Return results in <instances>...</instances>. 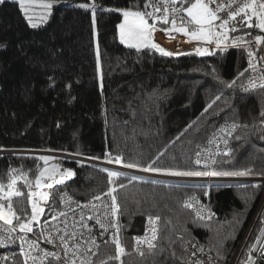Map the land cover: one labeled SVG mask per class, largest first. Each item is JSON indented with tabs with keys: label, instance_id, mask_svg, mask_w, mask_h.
Instances as JSON below:
<instances>
[{
	"label": "trees",
	"instance_id": "trees-1",
	"mask_svg": "<svg viewBox=\"0 0 264 264\" xmlns=\"http://www.w3.org/2000/svg\"><path fill=\"white\" fill-rule=\"evenodd\" d=\"M60 1L65 3L55 5L50 19L35 28L28 25L18 2L0 3V149L54 152L112 163L119 157L122 166L134 164L137 167L128 168L138 170L151 166L203 171L195 165L197 145H203L218 125L235 122L241 127L231 140L232 153L218 156L214 168H248L254 173L250 175L264 176L260 175L264 173V139L260 138L264 125L259 115L264 110V90H241L247 73L237 77L248 68L241 47L216 49L214 55L205 56L195 50L171 56L150 48L137 51L118 39L121 10L132 8L135 0H92L97 6L95 24L90 8L69 5L90 0ZM143 3L139 0L141 9ZM157 28H170V24L157 21ZM249 31L253 35L248 39L256 34L264 36L258 29H243L239 34ZM234 35L231 33L227 41ZM233 80L234 89L220 83ZM218 95L221 98L202 116ZM41 156L0 154V183L6 190L14 175L22 193L13 198L14 209H25L30 215L28 193L37 191L35 178L52 163L74 172L73 177L53 186L49 203L54 201L55 209L59 189L85 202L116 188L114 195L123 212L119 236L126 254L110 264H193L188 241L204 246L215 264H233L240 241L253 222L237 262L244 264L264 227V206L252 221L264 183H257L258 188L213 185L207 190L183 180L146 177L129 182L119 177L112 178L115 182L110 184L107 172L101 171L105 168L99 165L72 158L52 159L45 165ZM11 170H16L15 174ZM153 180L162 183H150ZM120 184L125 187L120 188ZM191 194L209 203L212 219L199 220L185 207L184 199ZM149 216L159 217L157 247L152 254L143 249L141 256L134 251L133 238L145 232ZM110 239L100 238L94 264L115 256V244L104 243ZM221 242L224 259L218 260L216 249ZM15 259V264H23L19 252Z\"/></svg>",
	"mask_w": 264,
	"mask_h": 264
},
{
	"label": "snow or ice",
	"instance_id": "snow-or-ice-1",
	"mask_svg": "<svg viewBox=\"0 0 264 264\" xmlns=\"http://www.w3.org/2000/svg\"><path fill=\"white\" fill-rule=\"evenodd\" d=\"M4 0H0L3 3ZM21 6V10L25 13V19L28 20L31 27H37L36 23L32 22V17L28 15V7H30L35 0H16ZM58 0H47V2L40 3V7L46 10V14L42 19H47V14H50L53 5L57 3ZM27 5V6H26ZM79 7L88 10L91 8L93 12V22L95 24V12L97 11V6L95 3L90 5L82 4ZM135 9V10H132ZM151 9V11H148ZM112 11V10H109ZM120 11V10H117ZM221 13H226L225 16ZM122 15L124 17V22L119 25L120 29V42L125 44L130 49H136L140 51L142 48L155 49L165 56L174 55V53L165 50L162 46L153 42V33L157 30V21L164 25L170 24V28L161 29L169 37H172V33H181L189 38V41H203L209 45L215 44L218 49L221 46L227 47L224 43L229 39L230 32H238L243 29H258L259 32L264 33V0H226L222 3L221 0H145L143 9L140 8L139 0H135L132 8L129 10H122ZM149 19L152 23H149ZM247 36H252V32L245 33ZM255 44L258 46V50L261 46H264V36L259 34L254 35ZM232 43L238 47L243 46L247 51L248 55V68L244 69L243 72L239 74L237 79H240L245 75V73L251 72L259 73L258 76H249L246 85H241V90L244 92L254 91L256 89L264 90V68L258 67V61H264V56H257L251 48V40H245L244 36H238L232 38ZM195 52L199 56L214 55L209 49L203 47H197ZM182 54V53H181ZM99 55V54H98ZM227 89H234L236 86V80L231 82L220 81ZM221 97L218 95L212 100L211 103L207 105L204 112L201 113L203 116L212 109L213 105ZM218 115L219 113H213ZM260 123L264 125V110L260 112ZM192 125H189L190 128ZM241 127V125L233 122L232 124H226L220 126L212 135L208 138V145L211 146L217 140L225 145L224 150H221L219 143L215 144V149L210 147H201L197 145L200 149L195 153L196 160L195 163L208 165L209 161L212 164H216L217 161L215 156L223 155L229 156L232 149L228 148V140L224 136H218V132H226L227 135L231 136L233 132ZM247 127V125H243ZM187 129H185L186 131ZM183 135V133H181ZM178 136L176 139H179ZM264 139V132L260 137ZM235 139L239 140L240 137L237 136ZM208 153L204 159H201L202 154ZM163 155V152L160 153ZM40 160L48 164L49 160L55 159L53 157L41 156ZM111 162V160H109ZM121 159L116 158V163H120ZM77 163H80L77 161ZM227 163V161H224ZM126 167H137L134 164L125 165ZM143 171H165L167 174L176 176H248L254 174L252 169L234 170V171H216V170H204V171H177V170H162L158 168H152L151 166L145 167ZM15 174L16 170H11ZM101 171H106L109 177V183L113 184L115 181L112 178L125 177L132 181L141 180V177L131 176L126 177L125 173L119 171H109L107 169H101ZM264 175V173H260ZM74 176V172L71 169H60L59 164H52L51 167H44L40 170L39 175L35 178V186L37 189L43 187L53 188V183L59 184L65 180ZM59 177V179H56ZM42 179L53 181V183H44L42 185ZM26 185L30 187V181H25ZM145 183H149L145 181ZM150 183L160 184L161 181L153 180ZM17 179L14 177L10 178V182L6 185L0 183V247L15 244L17 240L19 241V255L23 257V264H94L91 256H95L97 252L93 251V248H100V244L97 242V237L93 233V228L85 220L84 209L90 208L91 214H87V220H95V223L99 225L100 238H103L110 230L111 239L105 240L104 243L115 244L116 254L115 256H109L105 260L101 261L100 264H110L112 261H121V258L126 254L125 247L122 245L120 240V230L121 225L119 224V216L123 215L121 210V205L118 202V198L114 193L116 188L110 187L108 192L105 193L111 200V203H107L101 199L100 195H96L92 200L100 201V204H93L92 200L88 201L86 204L81 205L77 201H73L67 193L61 196V202H67L69 207L67 211H57L55 210L52 201L49 203V194L45 192H35L29 191L28 199L31 206L30 215L25 209H21L17 212L14 209L13 198L21 197V191L16 187ZM239 188H258L260 185L251 184H238ZM120 188L125 187V185L120 184ZM36 196L38 199H33ZM193 199V198H189ZM41 201L49 204L46 211L45 207L41 206ZM75 203L78 208L81 209L79 220H73L71 226L68 223L70 219L68 217V212L71 211L75 215V209L70 205ZM102 206V210H101ZM186 207H191L190 203L185 204ZM50 214V219L40 220L41 216H47ZM211 216L212 214L209 213ZM197 216L200 219L204 217L198 212ZM63 218V219H61ZM159 217H148V222L150 229H146V233L143 237H134L135 247L134 251L139 252L141 256L144 255L142 245H147L149 254L154 253L157 247L155 243L158 239V230L156 227V222ZM15 221V223H14ZM63 224V227L58 225ZM36 226L41 229L40 236L37 239L32 240L28 238L29 233H34ZM150 231V234H149ZM86 233V234H85ZM261 233L264 234V228L261 229ZM227 239V238H226ZM43 240L45 244L52 245L55 249L54 251H49L42 248L40 241ZM192 248H196V243L193 241H188ZM87 246V247H86ZM224 247V242H221L220 248L216 249L218 260H223L224 257L220 251ZM255 248V246H253ZM164 249L161 248V252ZM187 251V248H185ZM197 251L203 253V247L197 249ZM261 252L264 253V247H262ZM91 254V256L89 255ZM16 254L13 253V257ZM173 257L175 253L172 254ZM195 255V252H193ZM12 257L4 256L0 259L7 261ZM195 264H213L212 258L209 257L208 260H197ZM246 264H255L251 257H249Z\"/></svg>",
	"mask_w": 264,
	"mask_h": 264
},
{
	"label": "built area",
	"instance_id": "built-area-1",
	"mask_svg": "<svg viewBox=\"0 0 264 264\" xmlns=\"http://www.w3.org/2000/svg\"><path fill=\"white\" fill-rule=\"evenodd\" d=\"M221 2L224 3V2H226V0H221ZM144 3H145V0H144ZM144 3H143V5H144ZM148 11H151V9H148ZM221 15L225 16V18H226V13H221ZM150 22H152L151 19H149V23ZM170 27H171V25H170ZM157 29L161 33H163L165 36H167L165 34V32L162 31L160 28H157ZM239 32L240 31H238V32H230L229 35L231 33H234L235 34L234 37L243 36V35L239 34ZM246 37H247V35H244L245 40H251L252 41L251 48H252V50L254 52L257 53V56H264V46H261L259 48V50H258V46L255 44L254 38L248 39V37L247 38ZM169 39L171 40V38H169ZM230 40L231 41L225 42V44L227 45V47H229V46H236V45H234L232 43V39H230ZM193 42L197 43L199 47H203L204 48L206 46L207 49H209L211 52L214 51V50H216V49H218L215 46V44H213V46H210L209 44H207V43H205L203 41H193ZM227 47H223V45L221 46L222 49L223 48H227ZM236 47H238V46H236ZM240 47H241V49H242V51H243V53L245 55V59H246L247 66H248V59L249 58H248V55H247V51L245 50V48L243 46H240ZM181 51L182 50H172L171 52H173V53H179ZM258 67L264 68V61H258ZM258 75H259V73H253L250 70L249 72H247V75L245 76L242 85H246L249 76H258ZM232 123L233 122H231V123L229 122L227 124L230 125ZM225 124L226 123H222V124L218 125L213 132H215L220 126L225 125ZM236 131H237V129H236ZM236 131L233 132L231 136L227 135L226 132H218L217 135L218 136H224L228 140V148H230V149L233 150V148H232V146H231L230 143H231V140L234 137ZM207 141L203 145H201V147H210V148H212L214 150L215 149V144L216 143H219V147H220L221 150H224V148H225V145L223 143H220L218 140L216 142H214V144L211 145V146L208 145ZM199 150L200 149H198V151ZM41 152L42 151L6 150V149H0V154H7V153H27V154L36 153V154H38V153H41ZM60 154H62V153H60ZM63 155L70 156V158H72V159H76L77 158V159L84 160L81 157H75V156L66 155V154H63ZM207 155H208V153L202 154L201 159H204V157L207 156ZM219 156H221V155H219ZM217 157L218 156H215V159H217ZM196 158H195V160H196ZM87 161H88V163H93V164L99 165L100 167H104V165L105 166H108V164L103 163V162H107V161H103V160H99L98 161V160H89V159H87L84 162H87ZM195 165H197V164L195 163ZM198 167L202 168L203 171L204 170H216L214 168V164H212L210 161H209V163H208L207 166H205V164L202 163V164H199ZM123 170H125V169H123ZM216 171H218V170H216ZM140 177L141 178H146V176H143V175H141ZM159 179L166 180V181H180L178 179L176 180V179H174L172 177L165 176V174H161L159 176ZM182 180L183 181H187L188 183H194L195 185L196 184H200V185L204 186L207 190H209L213 185L231 186V185H238V184H247V183L257 184V183H263L264 182V178H262V177L261 178H258V177L252 176V175L243 176V177H239V176H184V177H182ZM65 193H67V195L69 197H71V199L73 201H77L81 205L86 204L88 201L92 200V198L94 197V196L91 197L88 201L81 202L78 199H76L68 190H66V189H59L56 192V200H57L58 206L56 207L55 210H57V211H67V209L69 207V204L66 201L65 202H61V196L63 194H65ZM100 196H101V199L103 201H105V202H107L109 204L111 203V200H110V198L108 196H106V195H100ZM189 198H193V199H189ZM186 202L187 203H190L192 206L191 207H186L185 206V207L188 208V209H190L193 212V214L195 215V217L197 219L202 220V221H207V220L212 219L213 212H212V210H211V208L209 206V203H207L206 200H202V199L198 198L196 195L191 194V195L187 196L184 199V205L186 204ZM92 203L99 205L100 204V201L92 200ZM263 204H264V192H263V195H262V197H261V199H260V201H259V203H258V205H257V207L255 209V212H254L253 217H252V221L255 220L257 217H259L260 212H261V210L263 208L262 207ZM70 206L73 209H75V215H73V213L71 211L68 212V217L70 218L68 220V223L71 226L73 220H79L81 209L78 208L75 203H72ZM101 210H102V206H101ZM84 211L86 213L85 220L89 224V226H91L93 228V233L97 237V242L100 243V235L99 234L103 230L100 229L99 225H97L95 223V220H90V221L87 220V214H91L90 208H86V209H84ZM198 212L204 217L203 219H200L197 216V213ZM209 213H211L212 215L210 216ZM45 219H50V214L48 216H46V217H44V216H41L40 217V220L41 221H43ZM61 219H63V218H61ZM0 223H2V222H0ZM14 223H15V221H14ZM58 226L59 227H63V224H60ZM156 227H157V225H156ZM146 229H150V225H149V222L148 221L146 222L145 232H143L141 235H139L137 237H143L145 235V233H146ZM112 231H114V230H110L109 233L106 234L105 236L108 237V238H111V232ZM40 233H41L40 227L39 226H36L35 229H34V233H29L28 234V238L29 239H32V240H35V239H37L38 236H40ZM149 234H150V231H149ZM241 243H240V245H241ZM40 245H41L42 248H45V249H47L49 251H54L55 250L52 245L45 244L43 242V240L40 241ZM255 245H256V243H255ZM141 247L143 249H145V248H147V245H142ZM201 247H203V249H204V252L203 253L197 251V249H199ZM262 247H264V244L263 243L260 245V247H259V249H258V251H257V253L255 255V260L256 261H258V260L261 259V253H262L261 252V249H262ZM19 251H20V249H19V241L18 240H17V242L15 244H11V245H7V246L0 247V257H4V256L12 257V258H10L7 261H4V260L0 259V264H15V260L16 259H15V256L13 257V253L16 254V252H19ZM93 251L96 252L97 249L93 248ZM190 251H191V253H190L191 255L190 256H191V259H192L193 264H195V262L197 260H205L206 261V260H208L209 257L212 258V256L208 252V250L204 246H202L201 244H199V243H196V248H192L191 247V250ZM193 252H195V255H193ZM89 255L91 256V254H89ZM91 259L93 260L94 259V256H91ZM212 261H213V264H215V261H214L213 258H212ZM29 264H31V262H29Z\"/></svg>",
	"mask_w": 264,
	"mask_h": 264
},
{
	"label": "rangeland",
	"instance_id": "rangeland-1",
	"mask_svg": "<svg viewBox=\"0 0 264 264\" xmlns=\"http://www.w3.org/2000/svg\"><path fill=\"white\" fill-rule=\"evenodd\" d=\"M14 1H16V0H14ZM42 2H47V0H35V3H33L30 7H28V15L30 17H32V22L33 23H36L37 26H41V25L45 24L50 19V16H51V13H52V9H53V8L51 9L50 14H47V19L46 20L42 19V17L46 14V10L43 9V8H41L39 6L40 3H42ZM193 2H194V0H193ZM63 3H65V2L58 0V2L53 5V7L55 5H59V4H63ZM92 3H93L92 0H90V2H70L69 5L79 6V5H82V4L90 5ZM122 10H129V9H122ZM122 10H121V14H122ZM132 10H135V9H132ZM23 14L25 16V13L24 12H23ZM92 14H93V12H92ZM123 22H124V17L122 15V20L120 21L119 25L121 23H123ZM27 23L30 26L28 20H27ZM162 37L168 39V44H163V42L161 40H159L157 38L156 39L159 41L160 46H162L165 50L170 51V52L172 50H182L181 52L192 51V50H195L197 47H199L198 44L195 43V42H193V41L191 43H188V42H186L184 40H174V41L173 40H170L169 38H171V37H169V36H162ZM119 38H120V29H119ZM94 44H95V52H96L98 83H99V85L101 87V85H102V80H101V65H100V56L98 55L99 54L98 40H97V36H96V33L95 32H94ZM181 52H179V53H181ZM38 155L53 157L55 159H58V158L59 159H61V158H70V156H65L63 154L54 153V152H41V153H38ZM81 158L84 159V160H81V159H78V160L79 161H83V162L88 159V158H85V157H81ZM89 160H93V159H89ZM103 163L108 164V166H105L104 165L103 168H105V169H111L113 171H119V172H123V173L126 172V174H131L130 172H128L127 169H130L131 170L132 168H134V167L128 168V167L122 166L120 163H116V162H113V163L112 162H103ZM60 169L63 170L65 168L61 167ZM123 169H125V170H123ZM135 169H139V168H135ZM150 172H154V173H157V174H165V176L172 177V178H174L176 180L177 179L178 180H182V177H184V176L170 175V174H167V172H165V171H159V172H157V171H150ZM131 175L133 176L134 174L132 173ZM138 176H140V174H138ZM255 177H257V176H255ZM261 177L264 178V176H258V178H261ZM56 179H59V177H56ZM44 183H53V181H48V180L42 179V185ZM54 185H55V183H53V186ZM37 192H45V193H48L49 194L48 200L50 202V199H51V196H52V188L50 189V188H47V187H43L42 186L41 188L37 189ZM36 199H38V197H36ZM40 203H41V206L42 207H45V208L48 207V205H49V204L44 203L43 201H41ZM263 206H264V204H263ZM252 228H253V222L251 223V225L248 228V230L245 232V234H244L245 237L243 236L244 239L242 238L243 241L242 240L240 241V243L241 242L242 243H241V245L238 246L236 255H235L234 260H233V264H237L239 255H240V253H241V251L243 249V246L245 245L244 243L247 241V239L249 237V234H250V231L252 230ZM250 254H251V252L249 253V256H250Z\"/></svg>",
	"mask_w": 264,
	"mask_h": 264
},
{
	"label": "crops",
	"instance_id": "crops-1",
	"mask_svg": "<svg viewBox=\"0 0 264 264\" xmlns=\"http://www.w3.org/2000/svg\"><path fill=\"white\" fill-rule=\"evenodd\" d=\"M165 36L163 33H161L158 29L153 33V42L160 45L159 40H161L163 42V44H168V39L167 38H164L162 36ZM157 38V39H156ZM118 39L120 40L119 38V25H118ZM171 40H184L188 43H191L192 41H189V38L187 36H184L183 34L181 33H175L173 32L172 33V37H171ZM226 42V41H225ZM224 42V43H225ZM210 46H213V44H211ZM204 48L207 49V47L205 46ZM173 53V52H172Z\"/></svg>",
	"mask_w": 264,
	"mask_h": 264
},
{
	"label": "water",
	"instance_id": "water-1",
	"mask_svg": "<svg viewBox=\"0 0 264 264\" xmlns=\"http://www.w3.org/2000/svg\"><path fill=\"white\" fill-rule=\"evenodd\" d=\"M263 241H264V234L260 233V235L256 241L255 248H253V250L251 251V254L249 256L252 258V260L255 262V264H264V253H261V259L260 260H258V261L255 260V255H256L260 245L263 243ZM249 257H248V259H249ZM248 259L244 262V264H246Z\"/></svg>",
	"mask_w": 264,
	"mask_h": 264
},
{
	"label": "bare ground",
	"instance_id": "bare-ground-1",
	"mask_svg": "<svg viewBox=\"0 0 264 264\" xmlns=\"http://www.w3.org/2000/svg\"><path fill=\"white\" fill-rule=\"evenodd\" d=\"M128 172H130L131 174L133 173V176H137L140 177L141 175L146 176V177H153V178H159V176L161 174H157L154 172H150V171H143V170H138V169H127ZM138 174H140V176H138Z\"/></svg>",
	"mask_w": 264,
	"mask_h": 264
}]
</instances>
